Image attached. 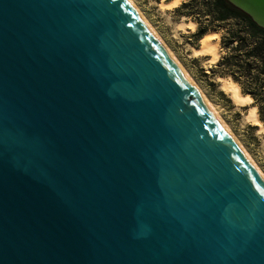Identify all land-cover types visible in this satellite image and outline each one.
Masks as SVG:
<instances>
[{
	"label": "water",
	"instance_id": "water-1",
	"mask_svg": "<svg viewBox=\"0 0 264 264\" xmlns=\"http://www.w3.org/2000/svg\"><path fill=\"white\" fill-rule=\"evenodd\" d=\"M0 264H264L263 179L127 0H0Z\"/></svg>",
	"mask_w": 264,
	"mask_h": 264
},
{
	"label": "rangeland",
	"instance_id": "rangeland-1",
	"mask_svg": "<svg viewBox=\"0 0 264 264\" xmlns=\"http://www.w3.org/2000/svg\"><path fill=\"white\" fill-rule=\"evenodd\" d=\"M133 1L264 173V129L259 130L257 125H253L246 120L250 105L235 104L230 95L224 90L220 79L230 77L234 81L232 76L225 70V67L218 65L223 56L221 36L229 28V24L225 23L223 25L224 29L219 27V30H208L219 32L218 49L220 56L216 62H211L207 56L191 55V48L199 46V39H196L194 34L199 27L208 23L205 20L207 17L195 13L200 12V6L198 5L203 3L202 0H181L179 6L171 10H160V7H158L160 0ZM187 19L196 23L195 31L187 32L177 28L179 22ZM262 126L264 127V123H262Z\"/></svg>",
	"mask_w": 264,
	"mask_h": 264
},
{
	"label": "trees",
	"instance_id": "trees-1",
	"mask_svg": "<svg viewBox=\"0 0 264 264\" xmlns=\"http://www.w3.org/2000/svg\"><path fill=\"white\" fill-rule=\"evenodd\" d=\"M202 2L198 5L200 12L195 13L207 17L208 23L199 27L194 37L200 39L206 31L229 24L221 36L223 56L218 65L224 66L241 92L251 97V106L256 107L258 118L264 123V28L228 0Z\"/></svg>",
	"mask_w": 264,
	"mask_h": 264
},
{
	"label": "bare ground",
	"instance_id": "bare-ground-1",
	"mask_svg": "<svg viewBox=\"0 0 264 264\" xmlns=\"http://www.w3.org/2000/svg\"><path fill=\"white\" fill-rule=\"evenodd\" d=\"M129 4L133 7V9L137 12V14L141 17V19L144 21V23L148 26V28L152 31V33L157 37V39L160 41V43L163 45L167 53L170 55V57L173 59V61L176 63V65L180 68L182 73L186 76V78L189 80V82L193 85V87L196 89L199 96L204 100V102L207 104L213 115L219 120L221 125L226 129L230 137L233 139V141L237 144V146L241 149L243 154L246 156V158L250 161V163L253 165L255 170L258 172L260 177L264 181V173L261 171L259 166L255 163V161L251 158V156L248 154V152L245 150V148L241 145L239 140L236 138V136L233 134V132L229 129V127L224 123L221 116L219 115L217 109L206 99L204 94L200 91V89L197 87L195 82L192 80V78L189 76L181 62L178 60V58L173 54L171 49L166 45V43L159 37L157 32L154 30V28L151 26L150 22L147 20V18L143 15V13L140 11V9L137 7L135 2L133 0H127ZM181 3V0H160L158 3V7H160V10H171L175 7H178ZM176 27V26H175ZM177 28L180 30H184L187 32H193L196 30V23L193 20L187 19L184 21H181L178 23ZM218 37L219 32L215 31H207L200 39H199V46L196 48H191V55L193 56H207L209 61L216 62L220 56V52L218 49ZM222 81V86L224 90L230 95L232 101L237 105H250L248 109V113L246 115V120L251 122L253 125H257L259 127V130H263L264 127L262 126L261 121L258 118L257 115V109L254 106H251L252 99L247 94H242L240 91L239 85L233 81L230 77L226 78H220Z\"/></svg>",
	"mask_w": 264,
	"mask_h": 264
},
{
	"label": "crops",
	"instance_id": "crops-1",
	"mask_svg": "<svg viewBox=\"0 0 264 264\" xmlns=\"http://www.w3.org/2000/svg\"><path fill=\"white\" fill-rule=\"evenodd\" d=\"M176 8V7H175Z\"/></svg>",
	"mask_w": 264,
	"mask_h": 264
}]
</instances>
